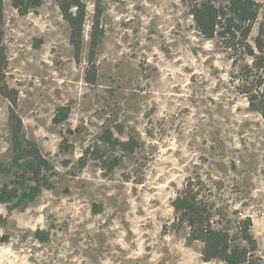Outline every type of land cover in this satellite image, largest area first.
<instances>
[{"label": "rangeland", "instance_id": "374dc122", "mask_svg": "<svg viewBox=\"0 0 264 264\" xmlns=\"http://www.w3.org/2000/svg\"><path fill=\"white\" fill-rule=\"evenodd\" d=\"M3 3L6 82L45 168L39 184L14 180L24 143L0 96V264H221L176 223L188 183L216 228L251 218L264 264V119L237 88L241 59L201 35L181 0H86L78 60L53 0Z\"/></svg>", "mask_w": 264, "mask_h": 264}, {"label": "trees", "instance_id": "16d2710c", "mask_svg": "<svg viewBox=\"0 0 264 264\" xmlns=\"http://www.w3.org/2000/svg\"><path fill=\"white\" fill-rule=\"evenodd\" d=\"M62 19L67 23L69 41L74 57L79 59L84 40L87 17L86 0H53ZM192 16L197 31L206 39H217L224 50L236 61L240 58L242 75L237 88L249 104V109L264 119V0H181ZM88 40V67L86 83L94 84L96 51L101 44L103 28L100 24L99 4L94 8ZM257 23L253 43L249 36ZM4 3L0 0V96L9 101L8 128L13 139L23 138V153L8 166L15 181L39 184L43 180L45 161L36 142L22 133L23 124L16 112L18 92L8 86L6 69L8 58L4 33ZM14 172V173H12ZM188 183L178 194L181 206L176 208V223L184 226L188 242L199 241L202 245L201 258L204 262L217 261L221 264H262L257 254L258 246L251 228L252 220L244 217L237 220L235 231L213 226V215L206 203L197 197L200 189ZM42 233L37 232L38 238Z\"/></svg>", "mask_w": 264, "mask_h": 264}]
</instances>
